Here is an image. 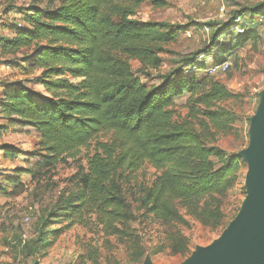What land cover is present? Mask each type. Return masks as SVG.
Wrapping results in <instances>:
<instances>
[{
    "label": "trees",
    "instance_id": "obj_1",
    "mask_svg": "<svg viewBox=\"0 0 264 264\" xmlns=\"http://www.w3.org/2000/svg\"><path fill=\"white\" fill-rule=\"evenodd\" d=\"M42 1L45 9L26 16L27 27L18 26L12 37L0 38V51L15 56L32 49L24 69L40 74L36 81L48 97L20 85L6 87L0 116L38 135L35 168L40 170L74 159L82 150L90 151L86 167L75 177L74 199L59 209L66 227L87 226L94 216L105 235L121 237L129 206L113 176L118 169L133 174L144 165L158 174L141 199L155 220L162 225L185 223L180 210L197 221L210 219L213 197H224L237 163L205 146L188 123L176 122L172 108L186 94L189 120L200 116L210 136L228 130L229 114L216 104L230 95L217 83L206 90V81L196 78V72L205 69L196 59L206 56L213 58L214 66L223 64L227 56L254 40L259 27L254 19L264 18L263 9L255 6L233 12L219 28L207 24L208 45L152 83L148 73L161 68L164 47L174 43L176 34L163 24L134 17L144 3L162 8L166 0ZM237 17L247 24L240 36L230 31ZM223 36L230 37L228 44L218 45ZM131 61L139 64L145 81L133 73ZM1 150L6 159L16 158L15 148ZM17 172L34 177L33 170ZM7 182L21 185L16 178ZM0 195H7L5 186H0ZM208 197L209 204L200 208ZM43 243L41 235L31 251ZM141 257L136 264L142 263Z\"/></svg>",
    "mask_w": 264,
    "mask_h": 264
},
{
    "label": "rangeland",
    "instance_id": "obj_2",
    "mask_svg": "<svg viewBox=\"0 0 264 264\" xmlns=\"http://www.w3.org/2000/svg\"><path fill=\"white\" fill-rule=\"evenodd\" d=\"M255 6L264 11V0H166L162 8H154L147 2L141 5L134 17L136 20L158 22L176 34L174 43L164 47L161 68L149 72L148 79L158 83L161 75L180 68L183 58L207 46L209 33L204 31L207 24L219 28L233 12ZM222 7L224 15L220 16ZM44 9L42 0H0V38L12 37L18 26L27 27L26 16ZM245 17L251 21L248 13ZM260 19L258 16L254 20ZM256 31L252 42L227 56L225 72L219 69L210 73L213 58L200 56L196 59V63L205 68L196 72V78L206 81V90L217 83L230 95L216 104L229 114L228 130L210 136L201 125L200 116L189 120V96L186 94L178 98L172 108L176 122L188 123L192 132L200 134L205 146L217 149L225 158L231 157L237 163L231 187L224 197H213L216 202L210 206L211 218L205 222L193 219L184 210H180V214L185 223L162 225L155 220L142 206L141 199L158 174L144 165L133 174L118 169L113 176L129 206V217L121 226V237L105 235L94 216L87 226L66 227L68 223L62 221L64 213L59 209L74 199L78 190L75 177L86 167L90 151L82 150L74 159H67L49 170H40L35 168L40 152L38 135L0 116V186H5L7 193L0 195V264H136L140 255L142 263L148 259L151 264H181L196 248L208 247L217 240L238 215L246 196L248 166L240 153L248 148L251 119L264 91V22L259 23ZM229 40V36H223L217 44L226 45ZM30 55L32 49L15 56L2 55L0 51V101L5 88L12 85L48 97L36 81L40 74H30L24 69L30 62ZM130 67L137 77L146 80L137 62L131 61ZM3 146L15 148L16 158L6 159L1 150ZM213 162L219 167L216 159ZM18 170H33L34 177L19 174ZM10 178H16L21 185H10L7 182ZM210 201V197L203 199L200 208L204 209ZM41 235L44 236L43 246L36 252L31 251V245L34 246Z\"/></svg>",
    "mask_w": 264,
    "mask_h": 264
},
{
    "label": "water",
    "instance_id": "obj_3",
    "mask_svg": "<svg viewBox=\"0 0 264 264\" xmlns=\"http://www.w3.org/2000/svg\"><path fill=\"white\" fill-rule=\"evenodd\" d=\"M240 157L248 171L238 215L217 240L196 248L181 264H264V91L251 119L248 148ZM142 264L151 263L146 259Z\"/></svg>",
    "mask_w": 264,
    "mask_h": 264
},
{
    "label": "built area",
    "instance_id": "obj_4",
    "mask_svg": "<svg viewBox=\"0 0 264 264\" xmlns=\"http://www.w3.org/2000/svg\"><path fill=\"white\" fill-rule=\"evenodd\" d=\"M219 13H220V16H223L224 15V8L222 7V8H220V10H219ZM243 21H244V18H240V17H237L236 19H235V25H234V27L232 28L233 29V31H234V33L236 34V35H243L244 34V31H245V27H246V25L247 24H244L243 25ZM264 22V18H262V19H260L257 23L259 24H261V23H263ZM204 31L206 32V33H209V28L208 27H206V28H204ZM227 68H228V65L226 64V63H223V64H221V65H219V66H213L212 67V69L210 70V73L211 74H214L216 71H218L219 69L222 71V72H225L226 70H227Z\"/></svg>",
    "mask_w": 264,
    "mask_h": 264
}]
</instances>
